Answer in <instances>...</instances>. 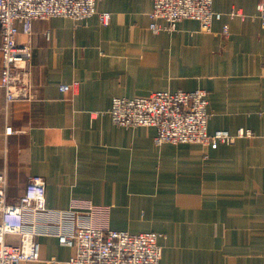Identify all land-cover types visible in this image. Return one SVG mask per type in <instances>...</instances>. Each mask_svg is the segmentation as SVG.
Segmentation results:
<instances>
[{"label":"crops","instance_id":"crops-1","mask_svg":"<svg viewBox=\"0 0 264 264\" xmlns=\"http://www.w3.org/2000/svg\"><path fill=\"white\" fill-rule=\"evenodd\" d=\"M259 0H213L222 14L210 33L184 19L173 32L150 28L153 0H98L83 20H35L32 98L9 103L0 93V172L10 202L30 178L45 179L47 206L74 201L110 206V227L155 231L160 264H264V26ZM239 10L244 16H231ZM225 26L228 28L225 32ZM0 27V79L3 56ZM69 85L66 91L61 86ZM206 89L209 130L251 129L254 136L212 149L157 145L154 127L116 125V96ZM7 128H12L11 133ZM18 243L17 237H10ZM40 258L65 264L75 248L37 235Z\"/></svg>","mask_w":264,"mask_h":264},{"label":"built area","instance_id":"built-area-1","mask_svg":"<svg viewBox=\"0 0 264 264\" xmlns=\"http://www.w3.org/2000/svg\"><path fill=\"white\" fill-rule=\"evenodd\" d=\"M98 0H0V27L3 56L0 93L7 101L32 98V46L18 40L22 31L30 35L35 20L67 17L83 20L98 15L109 25L111 13L98 12ZM258 18L264 26V0L257 4ZM231 16H244L233 10ZM155 32H173L184 19L196 20L203 32L213 30V22L222 14L214 12L213 0H153L149 14ZM225 32L228 28L225 26ZM69 85L61 86L62 91ZM112 121L122 127H154L157 145L198 143L212 149L230 145L240 138L254 136L251 129L236 132L209 130L212 115L206 89L160 90L145 96L112 99L107 111ZM12 128H7L11 133ZM45 179L30 178L25 193L10 202L6 171L0 172V264H20L40 258L37 235H53L63 245L75 248L65 264H160L164 234L155 231L132 233L110 227V206L88 200L74 201L68 210L47 206ZM10 237H17L18 243Z\"/></svg>","mask_w":264,"mask_h":264}]
</instances>
